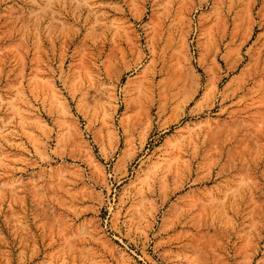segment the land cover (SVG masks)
Segmentation results:
<instances>
[{
    "label": "rangeland",
    "instance_id": "1",
    "mask_svg": "<svg viewBox=\"0 0 264 264\" xmlns=\"http://www.w3.org/2000/svg\"><path fill=\"white\" fill-rule=\"evenodd\" d=\"M0 264H264V0H0Z\"/></svg>",
    "mask_w": 264,
    "mask_h": 264
}]
</instances>
